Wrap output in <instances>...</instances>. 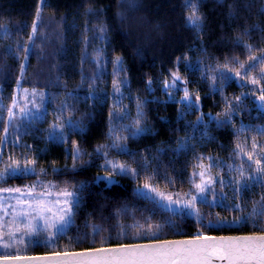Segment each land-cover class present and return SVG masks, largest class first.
<instances>
[{"label": "trees", "instance_id": "obj_1", "mask_svg": "<svg viewBox=\"0 0 264 264\" xmlns=\"http://www.w3.org/2000/svg\"><path fill=\"white\" fill-rule=\"evenodd\" d=\"M194 2L203 21L200 30L187 23L186 0H0V137L18 87L45 97L40 118L29 122L16 114L6 142L0 143L1 158L19 154L35 159V171L8 176L5 182L58 179L63 187L78 190L79 199L70 222L51 241L38 238L0 256L191 238L197 233L252 235L264 228V216L254 214L264 182L247 181L246 168L249 188L237 193L234 179L241 162L248 163L247 156H237V144L251 151L255 141L264 148L260 85L240 80L225 67H238L231 62L245 63L249 55L264 51V0ZM261 67L257 63L248 75L258 76ZM173 72L181 80L165 90ZM221 73L228 79H221ZM185 88L191 107L182 99ZM229 104L234 105L231 120L218 126ZM137 119L144 131L133 137ZM56 122L65 125L63 139L49 137ZM76 149L80 155L74 160ZM106 159L137 174L117 173L108 182L100 177L109 173ZM200 162L215 164L211 172L217 182L207 203L196 204L199 216L187 210L173 214L139 194L137 186L148 177L158 189L194 192L199 177L193 173L200 170ZM241 216L245 221L234 223Z\"/></svg>", "mask_w": 264, "mask_h": 264}, {"label": "snow or ice", "instance_id": "obj_2", "mask_svg": "<svg viewBox=\"0 0 264 264\" xmlns=\"http://www.w3.org/2000/svg\"><path fill=\"white\" fill-rule=\"evenodd\" d=\"M186 6H190V13L187 17V23L190 27L200 30L202 27V17L198 14L197 3L194 0H186ZM36 24L33 23V34L36 31ZM32 36H29V40ZM246 47L251 52V45H246ZM27 52L28 49H25ZM27 59V56H25ZM180 59V58H177ZM116 63H120V57L116 58ZM234 66L238 64V67H228L226 64L228 72H233L235 77L240 80H247L252 85H260V94L257 99L261 102V108H264V67H261L258 76H249L248 73L251 72L256 64L259 63L264 65V51L260 55H249L248 62L240 63L237 60L231 62ZM23 68V65L21 66ZM215 79V78H213ZM221 79L227 80L228 77L221 73ZM181 80L180 75L177 72L172 73V82L169 84L165 82V90L169 88H175ZM19 84V81L17 82ZM119 83H125L121 81ZM114 87L117 92L120 91L118 83L113 82ZM219 90V89H217ZM27 91V90H25ZM33 97L39 96V101L32 99L28 101L31 103L32 107H28V103L20 106L16 102V97L13 96V104L8 109V120L4 122V136L0 137V143L6 142L7 134L9 130L14 127L13 121L16 120V112L14 109L19 107L20 117L23 120L31 122L40 118L41 110L43 109L44 93H37L33 90ZM27 100V97H25ZM183 101L187 102L186 106H193V101L189 94L187 88H185ZM200 99L199 95H196V102ZM237 102L241 100L240 96L235 98ZM234 111V105L229 104L225 113L223 114V119L217 121L218 126H223L231 120ZM114 116V113L110 114ZM142 115V111L138 108V116ZM202 120L201 117L197 118ZM71 121L67 124L71 125ZM64 124H53L51 126V131L49 133L50 139L57 140L63 139L64 136ZM135 131L131 133L133 137L139 135L144 131L140 127V121L137 119L135 121ZM129 130L128 128L125 129ZM264 132V129L261 130ZM117 141L121 137L116 138ZM119 146L114 143L113 147ZM126 151L125 149H121ZM99 151V149L97 150ZM237 156H247V165L244 162L236 168L239 173V177L236 179V191L240 193L242 191H247L249 188V183L245 182V169L247 168L249 175L247 181L251 183H262L264 182V148H261L255 141L251 145V151H248L244 145L237 144ZM80 155L79 149H76L73 153V159L75 160ZM11 163L5 165L3 169H0V179L5 176H15V175H25L35 171L34 165L36 164L35 159L24 158L23 163L19 160H15L10 157ZM255 164V169L251 168L252 164ZM111 166L112 172L107 173L109 179L117 170L120 174H128L132 172L136 175L135 169H130L126 164L114 162L112 160H105L104 166ZM215 164L210 162L205 165L203 162L197 164V168L200 169L199 172H194V176L199 177V183H193V188L195 189V194H191L190 199L186 198L189 193H167L165 191L158 190L157 187L153 186L151 177L146 178L143 185V189L147 191L138 190L139 194L145 198L152 199L153 202L160 208L166 211H170L173 214L182 213L185 209H192L193 211L189 214H195L199 216L198 210L195 206L199 203H207V193L212 190L213 185L216 183L213 177L208 175L210 169L214 167ZM229 165V168H232ZM223 185V181H220ZM37 185L33 184L29 187L27 192L21 189H0V191L18 192L21 196H18L17 205L20 206V211L16 212L12 221L11 226L15 227L16 231H10L5 241L2 235L3 229L5 227L3 223V217H0V248L8 249L12 247L13 241L22 240L23 237L16 235L21 228L25 230V234L28 236H34L40 234L42 231L52 230L55 232H50V241L58 233L62 232L63 228L68 225L73 215V208L78 204L79 199L77 196L78 190H68L67 188L61 189L57 192L58 196L64 197L63 200L47 201L43 197L52 195L50 191H44L39 194L34 195ZM54 186H45V188ZM154 193V196L149 194ZM28 196L31 199L25 201L21 197ZM259 203V210L254 209V214L258 216H264V196L261 197ZM27 205V208L24 205ZM49 204L63 205L58 207L55 212H53L52 207ZM237 208L240 207L239 204L236 205ZM16 206H13L15 210ZM31 209V211H28ZM46 213H51V215H46ZM245 217H237L234 223H243ZM42 222V223H40ZM159 228V226H157ZM151 236H155V232H151ZM49 241V242H50ZM4 264H264V228H261L258 233L245 236H229V237H215L207 236L203 233H197V235L189 240H172V241H159L154 240L149 243L142 244H121L116 248H98L92 250H86L84 252H74V253H64L56 254L55 257H20V256H3L0 257Z\"/></svg>", "mask_w": 264, "mask_h": 264}, {"label": "rangeland", "instance_id": "obj_3", "mask_svg": "<svg viewBox=\"0 0 264 264\" xmlns=\"http://www.w3.org/2000/svg\"><path fill=\"white\" fill-rule=\"evenodd\" d=\"M25 90H27V91H25ZM33 90H35V89H26V88L18 87V91H17V95H16L17 104L22 106L25 103H28V101H30L32 99L37 100L39 98V96L33 97V95H32ZM35 91L37 93H41L38 90H35ZM25 97H27V100L25 99ZM28 107L29 108L32 107L31 103H28ZM14 111L16 112V114L20 115L19 107L14 109ZM55 124H64V123L63 122H56ZM1 154H2V147L0 149V169H3L5 167V165L11 163V160H10V158H6V159L5 158H1ZM11 158H13L15 160H19L21 162V164L23 163V160H24V157L19 155V154L18 155H13ZM106 168L108 169L109 172H112V169H111L110 165L106 166ZM130 169H132V168H130ZM217 171H218V169H217ZM117 173H119L118 170L113 173L111 179L108 178L107 173L100 175V177H104L105 179H107L108 182H111L112 180H114L115 174H117ZM128 173L130 175L134 176L131 171L128 172ZM208 175L213 177L214 180L217 182V177L211 172V169H210ZM7 178H8V176H5L4 178L0 179V189H21L22 191L27 192L31 185L36 184L37 187L35 189L34 195L39 194L41 192H44L46 190L50 191L52 193V195H50V196L43 197V199H45L47 201H56L58 199L59 200H63L64 197L58 196L57 192L59 190H61V189L67 188L66 186L63 187V185L61 184V182L58 179H48V178H44V177L43 178L42 177H38V178L35 177L34 179H31V181L27 180V183L22 185V184H17L15 181H12V182H9V183L5 182V180H7ZM237 178L238 177L234 178L235 182H236ZM144 183L139 184L137 186V189L138 190H142V191H147L146 189H143ZM197 183H199V181ZM215 184L213 185L212 190L209 191L206 194L207 198H209V197L214 195V193H215V187H214ZM152 185L155 186L154 184H152ZM45 186H54V187H49V188L46 189ZM67 189L71 191V189H69V188H67ZM158 190L165 191V192L170 193V194L173 193V192H169V191L162 190V189H158ZM183 194L184 193H181V195H183ZM191 194H195V190H194V192L189 193V196L186 197V198L190 199ZM149 195L150 196H154L155 194L152 193V194H149ZM18 196H21V193L14 192V191L13 192L0 191V217H3V223L5 225V227L3 229V233H2V235L4 236L5 241L7 240V236H8V233L10 231H16L15 227L10 225V222L12 221V219H13L14 215L16 214V212L20 211V206L17 205V199H16ZM21 198L23 200H25V201L31 199V197H28V196H22ZM14 205L16 206L15 210L13 209ZM49 206L52 207L53 212H55L58 207H62L63 205L49 204ZM24 207L27 208V205L25 204ZM185 210L190 211V212L193 211L192 209H185ZM28 211H31V209H28ZM46 215H51V213H46ZM40 223H42V222H40ZM50 232H55V230L52 229V230L42 231L38 235L28 236V235L25 234V230L23 228H21L18 232H16V235L19 236V237H23V239L22 240L13 241L11 248H8V249L0 248V255H1V253L5 252L6 250L19 248V247L24 246L25 244H27L29 242L37 240L38 238L40 240L49 239L50 238V236H49Z\"/></svg>", "mask_w": 264, "mask_h": 264}, {"label": "water", "instance_id": "obj_4", "mask_svg": "<svg viewBox=\"0 0 264 264\" xmlns=\"http://www.w3.org/2000/svg\"><path fill=\"white\" fill-rule=\"evenodd\" d=\"M232 236H245V235H232ZM215 237H229V236H215ZM194 237L191 238H180V239H171L168 241H172V240H189L192 239ZM161 241H165V240H161ZM149 243V242H146ZM135 244H142V243H135ZM117 246H109V247H102V248H116ZM98 249V248H95ZM87 250H92V249H87ZM86 250H79V251H69V252H57V253H46V254H38V255H25V256H20V257H55L56 254H64V253H74V252H84ZM3 257V256H0ZM12 257V256H9ZM0 264H4L3 260L0 259Z\"/></svg>", "mask_w": 264, "mask_h": 264}]
</instances>
